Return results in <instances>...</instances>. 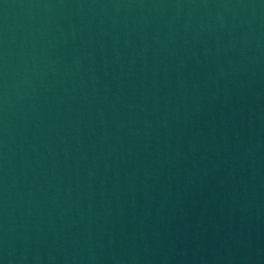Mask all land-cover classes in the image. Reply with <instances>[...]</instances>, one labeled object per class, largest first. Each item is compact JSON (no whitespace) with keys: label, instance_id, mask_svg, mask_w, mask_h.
Instances as JSON below:
<instances>
[{"label":"water","instance_id":"95a60500","mask_svg":"<svg viewBox=\"0 0 264 264\" xmlns=\"http://www.w3.org/2000/svg\"><path fill=\"white\" fill-rule=\"evenodd\" d=\"M0 264H264V0H0Z\"/></svg>","mask_w":264,"mask_h":264}]
</instances>
